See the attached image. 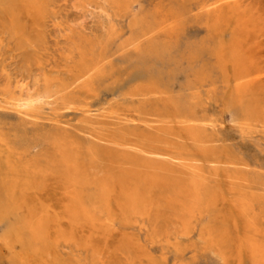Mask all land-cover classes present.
I'll return each instance as SVG.
<instances>
[{
  "label": "rangeland",
  "instance_id": "374dc122",
  "mask_svg": "<svg viewBox=\"0 0 264 264\" xmlns=\"http://www.w3.org/2000/svg\"><path fill=\"white\" fill-rule=\"evenodd\" d=\"M0 190V264H264V0H0Z\"/></svg>",
  "mask_w": 264,
  "mask_h": 264
},
{
  "label": "bare ground",
  "instance_id": "6f19581e",
  "mask_svg": "<svg viewBox=\"0 0 264 264\" xmlns=\"http://www.w3.org/2000/svg\"><path fill=\"white\" fill-rule=\"evenodd\" d=\"M170 24V23H169ZM171 26H173V24L171 25ZM175 26V25H174ZM190 50H192V49H190ZM181 51V50H180ZM182 53V52H181ZM187 53V52H186ZM222 53H224V52H222ZM188 54H189V52H188ZM181 55V54H180ZM184 55V54H183ZM184 57V56H183ZM144 58V57H143ZM104 63V62H103ZM99 64V63H98ZM183 65V64H182ZM179 68V67H178ZM222 69V68H221ZM180 70H181V68H180ZM189 70V67L186 69V71H188ZM184 71V70H183ZM183 71H181V72H183ZM193 72V71H192ZM80 73V72H79ZM83 73V72H82ZM184 73V72H183ZM185 74V73H184ZM227 74V73H226ZM186 75V74H185ZM214 75V74H213ZM106 82V81H105ZM71 83V82H70ZM112 85H114V84H112ZM129 87H131V86H129ZM67 88V87H66ZM65 86H63V85H54V84H46L42 89H38V90H35V91H32V92H29V91H27V92H25V93H22L21 95H19V96H15V94H13L14 96H9V98H7V100H6V102L8 103V104H10V105H12V107L16 110V111H18V112H20L22 115H24V114H26V115H32V113L31 112H33V111H36L37 109L39 110V109H41L42 110V112H44L43 110L46 108V105H48V104H50V102L48 101L49 99H51V98H53V97H55V96H58V99H60V101H62V103H63V105H64V107H67V108H69L68 106H69V104H71V101L69 100V98H67L66 96H65ZM75 92V91H74ZM140 92V91H139ZM122 93V92H121ZM137 93V92H136ZM134 95V94H133ZM140 95V94H139ZM72 96H73V94H72ZM132 96V95H131ZM141 96V95H140ZM75 97H77V96H75ZM79 98V97H78ZM206 98V97H205ZM75 99V98H74ZM82 100V99H81ZM189 102V101H188ZM192 102V101H191ZM73 103V102H72ZM185 103V102H184ZM78 103H76V105H77ZM80 104V103H79ZM190 104V103H189ZM6 105V104H5ZM170 105V104H169ZM186 105V104H185ZM52 106V105H51ZM73 106V105H72ZM188 106V105H187ZM120 107V106H119ZM175 107V106H174ZM50 108V107H49ZM84 108V107H83ZM186 108V107H185ZM192 107H190V109H191ZM51 110V109H50ZM90 110H92V109H90V108H88V109H86L85 110V112L84 113H86L87 114V112L88 113H91L90 112ZM56 111V110H55ZM191 111H193V110H191ZM39 112V111H38ZM47 112V111H46ZM110 112V111H109ZM116 112V111H115ZM138 112H139V110H138ZM24 113V114H23ZM35 113V112H34ZM40 113V112H39ZM111 113H113V112H110V113H108V114H111ZM137 114V113H136ZM145 114V113H144ZM87 115H91V114H87ZM96 116H97V114H95ZM95 115H93L94 117H96ZM113 115V114H112ZM199 115V114H198ZM36 116V115H35ZM38 116V115H37ZM39 116H40V114H39ZM84 116V115H83ZM99 117L98 118H100V115H98ZM115 116V115H114ZM137 116V115H136ZM179 116V115H178ZM187 116V115H186ZM189 116V115H188ZM191 116V115H190ZM111 117V116H110ZM122 117V116H121ZM194 117V116H193ZM40 118V117H39ZM101 118H102V116H101ZM100 118V119H101ZM112 118V117H111ZM190 118V117H189ZM196 118V117H195ZM96 119V118H95ZM103 119V118H102ZM212 120V119H211ZM82 121H84V120H82ZM96 121V120H95ZM185 121V120H184ZM186 121H188V120H186ZM199 121V120H198ZM87 122H88V120H87ZM158 122V121H157ZM183 122V121H182ZM189 122H192V121H190L189 120ZM189 122H187V123H189ZM98 123H100V120L98 121ZM87 125V124H86ZM89 125V124H88ZM146 125V124H145ZM94 126H95V124H94ZM93 126V129L97 126H95L94 127ZM85 127V126H84ZM91 127V126H90ZM102 128V127H101ZM130 128V127H129ZM103 129V128H102ZM101 129V130H102ZM105 129V128H104ZM98 130V129H97ZM86 131H88V128H87V126H86ZM97 132V131H96ZM95 132V133H96ZM99 132H100V130H99ZM100 134V133H99ZM102 134V133H101ZM144 134V133H143ZM97 135H98V132H97ZM64 136V135H63ZM86 136H87V133H86ZM102 136V135H101ZM50 137V136H49ZM64 138V137H63ZM89 138H91V137H89ZM198 138V137H197ZM68 139V138H67ZM98 139H99V137H98ZM196 140V139H195ZM69 141V140H68ZM77 141H79V140H77ZM196 142V141H195ZM53 143V142H52ZM55 143V142H54ZM204 143V142H203ZM94 144H95V142H94ZM63 152V151H62ZM56 153V152H55ZM63 155H64V153H63ZM80 155V154H79ZM57 156H58V154H57ZM49 159V158H48ZM59 159V158H58ZM71 160V159H70ZM69 160V161H70ZM76 161V160H75ZM152 162V161H151ZM89 165V164H88ZM90 166V165H89ZM140 167V166H139ZM31 169V168H30ZM80 169V168H79ZM94 169V168H93ZM76 176V175H75ZM123 177V176H122ZM74 182V181H73ZM97 183V182H96ZM175 187V186H174ZM198 187V186H197ZM185 189V188H184ZM191 189V188H190ZM198 189V188H197ZM194 190V189H193ZM199 190H201V189H198V191ZM1 191V190H0ZM186 192V191H185ZM191 192V191H190ZM194 192V191H193ZM193 192H191V194L193 193ZM194 193H197V192H194ZM198 194H200V193H198ZM196 196H199V195H196ZM192 197V196H191ZM190 197V198H191ZM200 197V196H199ZM197 198V197H196ZM196 198H195V200H196ZM94 199H95V197H94ZM201 199V198H200ZM198 200H199V198H198ZM205 200V199H204ZM96 201V200H95ZM202 203V202H201ZM200 204V203H199ZM201 205V204H200ZM199 205V206H200ZM206 205V204H205ZM195 208V207H194ZM202 208V207H201ZM79 209V208H78ZM197 209V208H196ZM199 210H201L200 208H199ZM199 210H196V211H199ZM191 212V211H190ZM192 213H193V211H192ZM189 214H191V213H189ZM39 232V231H38ZM34 234V233H33ZM33 237V236H32ZM38 238H39V236H38ZM256 246H258V245H256ZM258 248V247H257Z\"/></svg>",
  "mask_w": 264,
  "mask_h": 264
}]
</instances>
